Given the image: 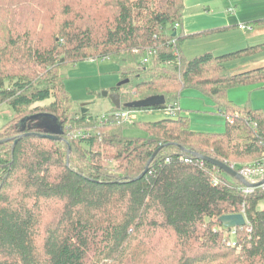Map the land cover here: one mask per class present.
I'll use <instances>...</instances> for the list:
<instances>
[{
    "label": "trees",
    "instance_id": "1",
    "mask_svg": "<svg viewBox=\"0 0 264 264\" xmlns=\"http://www.w3.org/2000/svg\"><path fill=\"white\" fill-rule=\"evenodd\" d=\"M184 12V0H0V104L15 113L0 130V264H264V188L247 194L198 157L262 161L264 112L228 91L264 83V67L227 64L264 44L187 60ZM149 50L152 67L142 63ZM107 58L120 67L112 92L122 104L108 114L151 96L166 104L143 110L169 112L193 90L214 102L225 132H194L178 111L135 122L146 136L126 137L124 125L77 111L66 70ZM43 113L62 124L60 140L37 128ZM83 126L97 130L70 134ZM235 214L247 225L223 231L219 219Z\"/></svg>",
    "mask_w": 264,
    "mask_h": 264
},
{
    "label": "rangeland",
    "instance_id": "2",
    "mask_svg": "<svg viewBox=\"0 0 264 264\" xmlns=\"http://www.w3.org/2000/svg\"><path fill=\"white\" fill-rule=\"evenodd\" d=\"M238 31H241L237 29ZM233 33V32H231ZM227 33L223 34L226 35ZM235 34V33H233ZM209 37H204L202 39H186L183 41L182 50H186V46L190 43L204 42ZM212 39V38H210ZM209 39V40H210ZM200 40V41H199ZM188 49V48H187ZM187 52V51H186ZM185 52V53H186ZM187 60L195 55L189 57L188 53L184 54ZM144 59V58H143ZM143 61V60H142ZM233 62V61H231ZM230 62V63H231ZM235 63L227 64V68L230 71L243 72L257 67L264 66V50L257 52L250 56H244L239 60H235ZM230 64V65H229ZM263 64V65H262ZM153 61L150 59L149 67H152ZM67 80L65 82V88L67 93L70 95L74 101L75 109L80 111V109H85L92 115L104 116L113 110L114 104L111 100L112 88L116 87L121 82L120 67L117 61L113 58L98 59V60H88L80 62L78 64L70 66L67 70ZM231 90V89H230ZM135 91L134 88L127 89V94H124V102L129 100L128 92ZM108 93V96H105ZM137 98V97H136ZM228 98L234 104L240 107L250 106L256 110L264 112V83L248 85V86H238L234 87L229 94ZM50 102H47V104ZM45 105V104H43ZM74 112L73 110H71ZM133 119L132 122L124 121L119 118L111 119L112 122H117L124 125V134L126 137H144L146 133L136 128L133 125L138 121L147 122H158L167 118L172 117L170 112H159L154 110H132L129 111ZM113 114L114 113H110ZM116 114V113H115ZM209 114V115H208ZM15 118L14 111L6 103L0 104V130L12 122ZM225 120L221 117V114L216 112H208L204 116L196 115L193 121L194 126H201L203 129H217L225 125ZM46 121L41 120L39 126L45 128ZM80 129V127H78ZM97 129L93 126H83L80 131L76 130L70 134L73 136H80L84 133H94ZM215 131V130H214ZM213 131V132H214ZM261 159H259L260 161ZM231 165L234 164L243 166V170L250 167V165L258 163L256 160H231Z\"/></svg>",
    "mask_w": 264,
    "mask_h": 264
},
{
    "label": "crops",
    "instance_id": "3",
    "mask_svg": "<svg viewBox=\"0 0 264 264\" xmlns=\"http://www.w3.org/2000/svg\"><path fill=\"white\" fill-rule=\"evenodd\" d=\"M184 4V19L178 28V34L185 40L209 38L204 42L190 43L184 52L182 50L183 56L186 53L190 58L195 55L191 58L193 59L207 52L222 56L264 44V23H256L264 20V0H184ZM241 25L250 28L243 30ZM225 33L227 34L223 36ZM233 63L235 62L230 64ZM178 110L191 120V129L194 132L223 133L226 130L227 120L223 115L221 117L226 123L220 128L203 129L198 124L193 125L196 115L204 116L208 112L217 111L211 99L196 91L186 90L183 93Z\"/></svg>",
    "mask_w": 264,
    "mask_h": 264
},
{
    "label": "water",
    "instance_id": "4",
    "mask_svg": "<svg viewBox=\"0 0 264 264\" xmlns=\"http://www.w3.org/2000/svg\"><path fill=\"white\" fill-rule=\"evenodd\" d=\"M174 36H176V33L174 34ZM105 96H108V93H105ZM111 100H112L115 107H117V108L122 107L120 95L113 94L111 97ZM165 104H166V98L164 96H151V97H148V98H145L142 100L133 101L131 103H128L126 106L128 108L143 110V109L154 108V107L165 105ZM86 112L87 111L85 109H83V113H86ZM33 119L40 120L39 123L41 122V120L46 121L45 128L40 127L39 124L36 125L37 128L46 130V134L44 136H46L52 140L58 141L61 139V136L64 135V129L62 127V124L59 122L58 118L56 116H54L53 114H49V113L38 114V115H35L33 117ZM160 150L161 149H159L155 152V154L153 155V157L149 161L145 172L138 177L139 179L142 178L149 171V168H150L152 161L158 155ZM195 155L198 156L197 154H195ZM198 157L202 161H207V162L212 163L213 165H215L217 168H219L220 170L225 172L230 177L240 181L247 188H257V187L264 185V180H262L259 183L249 182L242 173L235 170L233 166H231L225 162H222V161H219L217 159H213V158L207 157V156H198ZM219 221L222 225L223 231H225V232L235 231V230L243 228L247 225L246 218L243 214L225 215V216H222L219 219Z\"/></svg>",
    "mask_w": 264,
    "mask_h": 264
},
{
    "label": "built area",
    "instance_id": "5",
    "mask_svg": "<svg viewBox=\"0 0 264 264\" xmlns=\"http://www.w3.org/2000/svg\"><path fill=\"white\" fill-rule=\"evenodd\" d=\"M180 27L179 24L176 25V29H178ZM241 29L243 30H246V29H249L250 27H248L247 25H241L240 26ZM156 51L155 50H149L147 51V54L146 56L144 57L142 63L144 65H147L150 63V59L155 55ZM178 106H175L174 108L173 107H170L169 108V112L170 114L175 117L177 116V113H178ZM113 116L115 118H119V119H122L124 121H128V122H132L133 119L130 115V112L129 111H123V112H119V113H114L113 114H107V115H104L101 117V124H103L104 122L107 123L108 121H110ZM242 173L245 178L251 182V183H259L261 182L262 180H264V156L262 158V161L260 163H256L250 167H247V169H244ZM260 187H263L264 188V185L260 186ZM255 190V188H245L244 189V192L249 194V193H252L253 191Z\"/></svg>",
    "mask_w": 264,
    "mask_h": 264
}]
</instances>
